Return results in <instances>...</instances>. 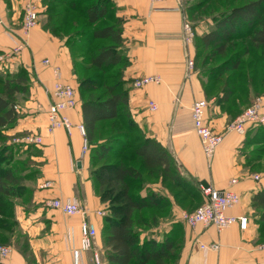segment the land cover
Here are the masks:
<instances>
[{
	"label": "crops",
	"instance_id": "crops-1",
	"mask_svg": "<svg viewBox=\"0 0 264 264\" xmlns=\"http://www.w3.org/2000/svg\"><path fill=\"white\" fill-rule=\"evenodd\" d=\"M36 1L39 23L25 37L22 29L25 0H0V17L4 21L0 23V54L8 57L9 50L24 41L28 43L19 54L5 58L3 65L11 69L25 67L32 74L30 94L20 106L22 116L9 133L21 137L36 133L43 137V144L38 147L40 154L32 156L38 161L36 178L30 187L33 195L29 201L16 200L15 205L24 241L13 242L12 253L0 264H98L97 259L99 264H110L104 240L105 219L110 209L102 202L92 177V147L83 154L84 136L77 128L83 123L79 93L77 107L66 112L75 125L71 132L61 128L48 133L46 129L49 97L45 89L53 84L52 68L62 69L65 82L77 87L78 81L70 47L65 38L47 28V15L40 0ZM112 2L111 12L121 21L123 50L129 60L124 80L130 89L133 118L147 137L159 141L172 154L179 172L188 180L201 188L202 182H207L216 189L236 191L241 201L228 213L249 218L247 229H242L238 223L222 231L206 224L190 227L179 219L188 207L185 200L176 197L162 181V176L150 177L141 193H156L169 203L160 210L150 209L157 213L158 220L149 226L139 225L141 240L154 238L162 242L167 235L171 236L174 248L169 264H264V249L259 247L264 240L259 230V210L253 206V196L264 189V174L250 163L246 136L227 131L232 118L221 111L215 98L208 99L199 71L188 69L181 13L185 10H179L177 0ZM191 2L185 0L184 7L188 8ZM196 28L199 34L203 27L197 25ZM47 58L49 65L43 62ZM153 74L160 75L162 83L140 90L133 87L136 77ZM201 99L210 102L207 117L213 129L224 134L223 142L211 159L204 155L191 119V105ZM149 100L158 104L156 111L148 108ZM255 175H261V179L255 180ZM52 199L78 201L85 207V217L98 231L89 249L81 246L80 225L84 217L68 215L49 206L48 201ZM213 242L221 245L219 250L200 247L201 243Z\"/></svg>",
	"mask_w": 264,
	"mask_h": 264
},
{
	"label": "trees",
	"instance_id": "trees-1",
	"mask_svg": "<svg viewBox=\"0 0 264 264\" xmlns=\"http://www.w3.org/2000/svg\"><path fill=\"white\" fill-rule=\"evenodd\" d=\"M42 1L47 28L65 38L70 49L71 46H80L79 49L88 56V67L81 69L82 65L75 63L73 55L74 73L81 84L83 123L92 147V177L102 202L107 203L110 209L105 219L104 235L107 260L110 264H169L174 248L171 236L167 235L162 242L154 238L141 240V231L138 230L142 223L148 226L156 223L158 215L150 209L160 210L169 200L153 192L143 195L141 188L150 177L162 176V181L177 198L181 196L185 200L188 208L196 204L197 208L204 201V196L201 187L179 172L172 154L159 141L147 137L133 118L129 105L130 89L124 80L129 60L123 50L121 21L111 12L113 2ZM206 5V2H196L184 7L196 37V18ZM212 18L214 27L199 39L205 49L211 47L209 54L199 63L197 51L193 53V48L196 50L194 41L191 47L193 69L199 71L207 96L209 90L221 84L215 102L221 111L235 116L234 113L240 110L241 113L250 105L252 97L264 95L258 90L264 82V0H251L223 9ZM217 55L227 56V59L211 69L203 68ZM199 64L202 69L198 68ZM88 68L93 71L86 73ZM20 69L25 75H14L6 80L0 78L4 89L0 93L1 138L17 125L22 116L14 96L26 91V96L30 94L32 74L25 67ZM227 72L229 75L224 80ZM207 102L208 114L210 102ZM207 122L211 125L208 117ZM247 133L243 136H246L248 146L264 144V123L254 125ZM41 145L27 144L39 154ZM6 148L0 149V240L11 243L14 237L16 242L20 241L22 235L15 213L16 200L29 201L33 191L24 185L28 175L22 172V160L14 159L13 153L6 154ZM253 206L259 210V230L264 237V189L253 196Z\"/></svg>",
	"mask_w": 264,
	"mask_h": 264
},
{
	"label": "built area",
	"instance_id": "built-area-1",
	"mask_svg": "<svg viewBox=\"0 0 264 264\" xmlns=\"http://www.w3.org/2000/svg\"><path fill=\"white\" fill-rule=\"evenodd\" d=\"M167 0H151V2H161ZM173 1V0H168ZM178 8L183 11L185 0H177ZM182 13V31L183 40L186 47L187 55V66L192 71L194 67V59L190 53L191 47L195 39V29L192 22L187 18L184 12ZM0 23H4L0 17ZM39 23V6L36 0H25L24 3V18L22 29L25 37L28 36L31 29ZM27 41H24L15 48L9 50L5 55H0V59L13 57L20 53V50L27 45ZM44 64L49 65L50 60L44 59ZM53 84L46 87L45 91L49 97V106L47 111L48 125L46 127L48 133H53L57 129H65L68 133L71 132L75 126L71 118L66 114L70 109H75L79 104L77 89L69 82H65L62 78V69L59 66L53 68ZM162 83V77L158 74L153 75H142L138 76L133 81V86L136 89H142L150 84ZM207 107L208 102L205 99L194 101L191 105V119L193 127L196 133L199 135L204 155L211 159L217 148L224 140V134L215 131L212 126L207 122ZM264 95H260L254 98L252 104L245 108V110L234 118L230 123L227 124L228 132H235L239 135H245L247 130L254 125L264 123ZM148 108L151 111L158 109V104L153 101H148ZM77 128L81 131L84 136L83 154H85L90 144L87 139V131L84 123H79ZM18 141L26 144L41 145L43 143V137L40 134L31 133L28 134ZM255 180H260L261 175H255ZM233 182H236L233 180ZM202 192L204 201L195 210L191 212L184 211L180 216L183 221L190 227H196L199 224H206L214 226L218 231H222L227 227L236 223L242 229H247L249 218L247 215L235 216L228 213V211L237 206L240 201V195L232 189H216L212 186H202ZM48 205L66 213L68 215H81L83 220L80 225L81 230V246L83 249H89L94 239L97 236V228L91 223L86 217L85 207L78 201H63L61 199H52L48 201ZM99 214H103L99 212ZM219 243H201L200 247L204 250H219ZM264 249V243L259 246ZM13 249L9 245L0 244V261L7 258ZM99 264V260L97 259Z\"/></svg>",
	"mask_w": 264,
	"mask_h": 264
},
{
	"label": "rangeland",
	"instance_id": "rangeland-1",
	"mask_svg": "<svg viewBox=\"0 0 264 264\" xmlns=\"http://www.w3.org/2000/svg\"><path fill=\"white\" fill-rule=\"evenodd\" d=\"M248 1H251V0H192L191 3H196V2H202V3L206 2L207 3L206 7L202 10V13L198 14L197 18H196V21H197L196 24L203 27V28H200L201 29L200 33L197 34V37L195 36V39H194V41H196L195 45H196V51L198 53V61H199V63H201V61L205 58V56L207 54H209V49L211 48V47L207 48L208 50L205 49L204 46L200 43L199 39H200V36L203 33H205L207 30L210 29V27H214V23H213V18L212 17L216 16L217 13L221 12L223 9L225 10V9H228V8H231V7H234V6H238V5L244 4V3L248 2ZM40 4H41V7L44 8V4H43L42 0H40ZM189 14H190V12H189ZM242 42L237 41V43H242ZM73 47L74 46H71L72 53H73L74 59H75V63H80L82 65L81 69H82L83 66L88 67V64H87L88 63L87 62L88 56H86V52H82L83 50L79 49L80 46H77L76 48L75 47L73 48ZM86 48H88V44L85 45V49ZM2 56H3V54H2ZM84 56H85V58H83ZM247 58H248V56L245 57V59H247ZM226 59H227V56L217 55L214 58V60L208 61L203 68L206 67V69H211V68L219 65L220 63H222ZM5 61H6V59H4V60L0 59V78L2 80L3 79H5V80L6 79H11L14 75H18V74L19 75H25L23 70L20 69L21 67L12 68L11 69L9 67L4 66L3 63ZM77 68L80 69L79 66H77ZM198 68L202 69V66L199 64ZM92 71L93 70L89 69V68H88V70H85L86 73H90ZM85 72H83V73H85ZM227 75H229V72H227L225 74L224 80L227 77ZM77 81H78V86H77L78 91H77V93L79 92V94L81 96V92H82L81 91V84L79 82L78 77H77ZM221 88H222V86H221V84H219V85H217V87L212 88V90H209L208 91V96L211 97V98L210 97L209 98L210 99H214L215 98V100H216L215 96H217V93L221 90ZM142 89H144V88H142ZM138 90H140V89H138ZM258 90L264 92V82H262L260 84V86L258 87ZM3 92H4V89L2 88V84H0V93H3ZM27 94H28L27 91H26V93L25 92L24 93L23 92H19L18 94H16L14 96L15 97V102L18 105L21 106L23 104L24 100H26L28 98V96H26ZM253 100H254V98L252 97L250 105L252 104ZM249 106H247V107H249ZM240 111L234 113L233 115H235V116H231L232 119L230 121H232L234 119V117L236 118L238 115H240L243 112L242 111L240 113ZM238 113H240V114H238ZM230 121H229V123H230ZM252 129H253V127L249 128L248 129L249 130L248 133ZM9 131H8V134H6L7 137L6 136H3L2 138L0 137V149L7 147L6 150L4 151L6 154L11 155L13 153L14 159L20 158L22 160V163H23V168H22L23 171L22 172H25V173H27L25 175H28V180L26 181V183L24 185L27 188H30L32 186V184L34 183V181H35V178H36L35 173H37V170H38V166H36V164H35L38 161L33 160L32 155H34V154L35 155H39V152L37 150L35 151V149H31V147H28L26 143L18 141L19 139L22 138L21 137L22 135H19L17 133L16 134H14V133L10 134ZM24 136H26V135H23V137ZM24 144H26V145H24ZM247 150L249 151V155H250V163L254 164V166H256L257 171H259V173L264 174V144L260 143V144L249 145V146H247ZM20 152H22V154H21L22 156L18 157L20 155ZM196 205H194V207H190V208L187 207V209H185V211L191 212V211L195 210L196 209L195 208ZM179 219L182 222H184L183 219L181 218V216L179 217ZM21 236H20L19 240L24 241V239L21 238ZM15 241L16 240H15V237H14L13 240L10 241L11 243H7V241L0 240V244L2 243V244L11 246L12 244H14L13 242H15Z\"/></svg>",
	"mask_w": 264,
	"mask_h": 264
},
{
	"label": "water",
	"instance_id": "water-1",
	"mask_svg": "<svg viewBox=\"0 0 264 264\" xmlns=\"http://www.w3.org/2000/svg\"><path fill=\"white\" fill-rule=\"evenodd\" d=\"M202 186H204V187H208L209 184H208L207 182H202Z\"/></svg>",
	"mask_w": 264,
	"mask_h": 264
}]
</instances>
